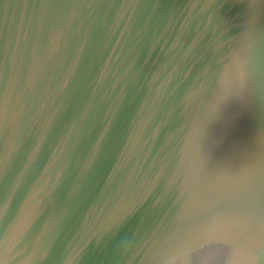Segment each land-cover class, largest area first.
<instances>
[{
    "label": "water",
    "instance_id": "obj_1",
    "mask_svg": "<svg viewBox=\"0 0 264 264\" xmlns=\"http://www.w3.org/2000/svg\"><path fill=\"white\" fill-rule=\"evenodd\" d=\"M0 264H264V0H0Z\"/></svg>",
    "mask_w": 264,
    "mask_h": 264
}]
</instances>
